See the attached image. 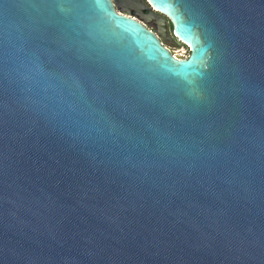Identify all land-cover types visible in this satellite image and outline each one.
I'll return each instance as SVG.
<instances>
[{
  "label": "water",
  "instance_id": "1",
  "mask_svg": "<svg viewBox=\"0 0 264 264\" xmlns=\"http://www.w3.org/2000/svg\"><path fill=\"white\" fill-rule=\"evenodd\" d=\"M147 1L0 0V264H264V0Z\"/></svg>",
  "mask_w": 264,
  "mask_h": 264
},
{
  "label": "flooded vegetation",
  "instance_id": "2",
  "mask_svg": "<svg viewBox=\"0 0 264 264\" xmlns=\"http://www.w3.org/2000/svg\"><path fill=\"white\" fill-rule=\"evenodd\" d=\"M127 1H128V3L130 4V5H129V8H130V9H133L134 7H137L138 5H139L141 8L144 9V11H143L142 13H139L140 16L144 17L145 19L148 18V17L150 16V11L148 10V8H151V9H153V8L151 7V5L149 4V2H148L147 0H140V1H139V0H127ZM113 2H114V5H115L116 9L119 10V5L117 4L116 0H113ZM153 10H155V9H153ZM132 12H133L134 15L138 13V12H136L135 10H133ZM168 24H169L170 31L172 32V24H171V22L169 21V19H168ZM149 25H150V26H148V27H149L152 31H154V32L156 33V31H157L156 22H150ZM161 40H162V42L168 43V40H167V39H162V38H161ZM178 43H179L180 46H183V47H186V48L189 49V47H188L187 45H185V44H183V43H181V42H179V41H178ZM172 49H173V48H172ZM189 51H190V50H189ZM189 55H190V53H189ZM189 55H188V56H189ZM188 56H187V57H188Z\"/></svg>",
  "mask_w": 264,
  "mask_h": 264
},
{
  "label": "rangeland",
  "instance_id": "3",
  "mask_svg": "<svg viewBox=\"0 0 264 264\" xmlns=\"http://www.w3.org/2000/svg\"><path fill=\"white\" fill-rule=\"evenodd\" d=\"M173 52L176 54V55H181V56H184V57H187L190 53L189 49L186 48V47H183V46H180L179 48L177 47H173Z\"/></svg>",
  "mask_w": 264,
  "mask_h": 264
}]
</instances>
